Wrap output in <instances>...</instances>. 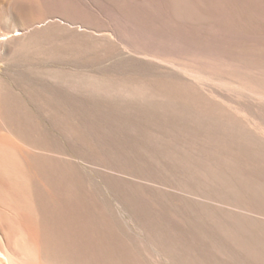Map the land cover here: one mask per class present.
<instances>
[{
    "label": "bare ground",
    "instance_id": "6f19581e",
    "mask_svg": "<svg viewBox=\"0 0 264 264\" xmlns=\"http://www.w3.org/2000/svg\"><path fill=\"white\" fill-rule=\"evenodd\" d=\"M165 1L167 11L155 13L164 34L199 55L186 58L191 65L160 58L178 79L161 86L111 87L45 66L46 55L61 59L64 47L32 24L9 30L0 17V59L19 68L23 88L74 145L98 154L93 133L78 125L83 97L123 95L146 119L168 121L146 134L158 145L155 161H175L183 173L176 193L149 186L132 196L121 180L115 208L105 192L108 166L101 196L80 163L51 148L22 94L0 78V264H264V0ZM165 195L180 200L169 225L159 207Z\"/></svg>",
    "mask_w": 264,
    "mask_h": 264
},
{
    "label": "rangeland",
    "instance_id": "374dc122",
    "mask_svg": "<svg viewBox=\"0 0 264 264\" xmlns=\"http://www.w3.org/2000/svg\"><path fill=\"white\" fill-rule=\"evenodd\" d=\"M144 1L146 5L141 0H0V17L9 30L32 24L30 29H37L36 35H47L64 47L65 52L60 60L51 53L47 54L46 61H43L45 66L80 73L111 87L123 84L161 86L168 80L178 81L172 71L160 67L157 61L163 58L190 64L186 58L197 57L199 52L188 43L164 34L163 24L156 21L155 13L158 7L166 10L165 0ZM150 3L156 4V7ZM18 70L16 65L0 59L2 82L22 94L31 113L37 116L45 128L51 148L80 163L84 181L88 184L93 182L101 196L105 187L102 171L108 166L112 187L110 191L105 189V192L115 208L124 195L118 186L121 180H126L128 194L132 196L135 195L136 187L142 192L149 191V186H156L159 191L164 188L178 192L176 187L183 175L182 171L175 161L166 159L168 164L155 161L158 145L151 144L146 134L151 128L149 126L155 123L166 125L168 121L158 117L156 121L154 118L146 119L139 110H133L134 107L125 101L123 95H98L95 101L88 103L83 97L76 117L83 133L92 132L94 135L93 148L98 154L90 157L84 146L74 145L57 128V122L44 116L30 97V92L23 88ZM180 73L192 74L186 68L181 69ZM206 81L214 83L213 79ZM71 109L69 104L66 105V113L75 116ZM165 196L163 207H159L167 217L162 222L169 225V222L173 224L170 217L174 213L175 203L180 200H177L176 195ZM153 212L147 208L148 214ZM124 213L135 229L142 228L130 219L128 207H125ZM172 226L173 231L184 233L176 224ZM133 233L137 231L133 230ZM178 237L193 243L188 234Z\"/></svg>",
    "mask_w": 264,
    "mask_h": 264
}]
</instances>
